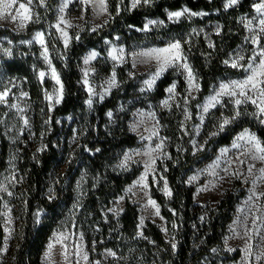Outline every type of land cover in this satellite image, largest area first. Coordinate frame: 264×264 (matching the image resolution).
Masks as SVG:
<instances>
[{"label":"rangeland","instance_id":"1","mask_svg":"<svg viewBox=\"0 0 264 264\" xmlns=\"http://www.w3.org/2000/svg\"><path fill=\"white\" fill-rule=\"evenodd\" d=\"M129 1L131 6L132 0ZM239 1L240 0H238V2ZM20 2L26 3L27 0H20ZM63 2L64 0H56L52 18H49V11L44 10L46 0L43 5L40 4L39 0H33L31 6L34 14L33 19L23 28L18 27L19 21L13 22L10 19H0V27H7L15 33L24 31L30 23L41 22L31 34L26 36L19 35V37L13 38L6 34L0 35V91H3L6 87L11 89L8 103L0 104V146L1 143H4L7 148L6 165L0 171V185H3L7 189V191L0 190L2 204L1 216L4 229L2 248H7L9 245L14 232L15 220L20 216L24 200L27 196L26 192L21 188V180L26 169V156L30 158L37 157L38 154L45 149L46 140L49 138L53 130L50 112L53 107L57 105L54 101L50 102L46 99L45 95L46 92L52 93L53 90L58 87L55 84V81L51 79L50 74L45 76L43 82H41L38 77L40 71L49 73V66L41 56V52L43 51L42 46L35 41L31 44L22 42L32 40L37 32H43L45 45L49 50V59L51 60L52 66H54L52 61L53 57L55 55L64 57L71 41L79 35L86 23L90 28L94 29L102 25L107 18L110 17L108 0H106L107 12L102 14L99 13V7L96 4L84 5L80 0H70L63 15L66 20L70 21L72 26L66 27L63 24L61 25L62 28H66V31L71 38L68 47L65 48L63 38L55 27L58 23V17L61 15L59 8ZM226 2L227 0L225 3ZM259 2L260 0H254L251 12L244 16L246 34L244 38H242L243 40L225 59L230 61L229 64L225 65L231 67V60L237 58L238 55L243 56L244 59L239 62L240 64L245 65V67L234 68L238 69L240 73L219 78L212 84L208 93L200 98L198 95L199 90L192 91L191 94H189L186 73L181 68L175 66L169 67L156 80L152 88L149 89L144 82L150 79L156 72L157 62L155 60L141 62L144 58H136V66L133 67L134 57L132 56V53L153 47L163 48L176 40L181 42L179 37L168 40L165 43H157V41H153L152 39H143L132 41L127 44L121 40L119 36H115L114 39H104L102 45H99V47H90L83 53L81 56L80 71L81 82L86 92L85 110L82 113H74L70 115L63 114L56 119V122L59 125V130L52 136V140L59 150V161L49 176L48 188L46 190L47 197H49L50 189L52 190L51 194L54 196L57 184L63 182L64 187L72 195V203L64 209L63 214L56 221L55 228L47 238L40 255L41 264H49V261H46L44 258L47 245L50 240L53 239L54 234L60 232L65 233V235L69 237L68 240L65 241L68 257L65 259L62 255L61 246L57 245L52 252L51 264H77V262H79V264H95L97 261H99L100 264H113L111 260L114 257L109 256L106 253L107 249H111L115 252L113 248L106 247L100 251L95 248V240H98L103 234L101 227L99 226L100 217L96 216L91 211H88L89 205H86L82 209L80 205L85 198L87 191L92 187L94 176L87 169L81 159L76 157L74 164L72 166L70 164L76 148L80 145L83 134L89 128V120L91 116L95 114L99 104L117 89H120L119 94H121V96L119 97L116 106L108 109L104 116L107 123L113 124V121L115 122L117 117L123 118L128 112L127 128L129 131L136 134L138 143L133 146L122 147L120 150L118 149L115 151L113 155L114 157L110 161L109 169L115 173H119L120 171L122 173L136 171L137 173L135 177L123 187L122 191L112 199V203L103 210L102 218L105 219L110 226H116L119 222L118 217L123 211L125 201L128 200L135 204L138 210L136 237L139 240L132 241L133 244L136 243L140 245L141 249L145 248V245L142 244V242L147 241L150 238L143 234L138 235V233H142L147 221H151L161 230L164 239L171 246L173 243L177 245L176 214L167 203V200H169L171 196L169 197L165 195L162 191L165 180L171 190L166 174L168 170L167 161L171 158L169 152L170 137L165 135V126L159 117V110H166L170 113L174 109V115L176 114L179 116L177 119L179 133H177V139L174 141V144H176L175 147H177V150L175 151H186V149L189 148L190 153L195 156V162L204 160L209 156L208 159L184 178V182L187 185H192L194 187L193 199L195 203L201 206L203 210V219L206 214H208V208L211 205L218 204L226 192L231 190L243 191L242 195L234 204L232 217L227 223L221 242L213 246L210 249L209 254L204 255L195 264H264V255H262V253H264V195H260L261 193H264V181L257 179L261 175L259 169L264 167V162L252 161L250 157L241 155L243 148L233 149L231 147L236 136L243 132L244 129H249L255 134L256 132L254 129L246 126L237 131L228 143L217 145L219 138L240 118L254 120V122L256 121V123L262 126H264V124L259 123V120L253 115V113L256 112V107L249 102L239 106V110L243 114L237 118L234 123L228 125L225 130L218 135L210 136L212 132L217 131L216 125L222 115H232L233 105L228 102V97H223L222 102L225 106L221 107L220 105H217V107L210 109L207 114H203L202 107H199L202 106L206 102V99L213 94L214 88H218L221 81L243 80L250 74L249 71H246L249 58L252 57L254 53H257L260 47H264V33H260L258 26L260 16L253 7L254 4ZM15 7H18V5L14 6L13 12ZM184 7L175 10H168L167 14L169 12L181 10ZM192 11L204 12L207 13V15L184 16L181 18L187 20L194 18L204 19L210 15V12L204 10ZM254 17L255 19H253ZM148 20L160 21L161 19L156 16L155 18L147 17L144 24ZM248 20H252V24L246 27ZM216 30L217 26L214 23L209 22L203 25H198L197 27L192 26L184 32L186 35L185 39L188 41L192 37L202 34L211 44V35ZM146 32H153L162 40H164L166 34H168L165 22L163 25H150ZM257 33H260L259 45L251 42L252 38L256 36ZM117 37L119 39H117ZM9 41H11V43H9ZM106 41L109 43H106ZM113 46L117 48L122 47L124 49V62L115 63L108 56V52ZM22 48H26L28 52H24ZM34 48H37L38 58L42 62V66L38 68L36 72V78L43 84L42 103H37L35 98L28 93L26 78L8 73L1 65L3 60L7 61L8 59L13 58L19 59L21 56L25 57L28 53L34 55ZM4 49H10L12 54L10 56L6 55ZM92 50H95L98 53V56L86 65L84 59ZM101 50H103L104 53H102ZM182 51L187 58V63L196 74L197 82L199 83L198 75L192 67L183 47ZM258 62V57L255 61H252L254 65L258 64ZM113 68H115L116 72L117 85L110 89L103 100L99 99L98 95L93 97V104L90 108L86 103L90 96L88 87L91 86L97 93H103L105 88L108 87L106 81L111 76ZM56 70L61 79V73L57 68ZM85 70H88L87 77L84 76ZM167 72H170L173 79L172 82L167 85L166 89L173 83L176 84V88L174 98L169 99L170 106L164 107L162 101L169 98V93L166 90L165 95L157 100H149L145 97V93L153 90L158 80ZM85 78L89 82L88 85H85L83 82ZM127 87L129 90H127ZM22 93H27L28 95L23 96ZM12 104H16L18 108H12L10 106ZM19 109H23V112H20ZM186 110L191 116V118L187 120L185 119ZM46 111H48V113H46ZM110 111L112 112L111 117L107 115ZM139 112H153L155 114V119H152L147 115L140 116L138 115ZM201 114L204 115L203 122H201L200 119ZM24 118L28 121L27 125L24 123ZM154 125L155 129L158 131V135L156 136H152ZM197 126H199L198 133ZM256 135L260 138L258 134ZM149 136L152 138L148 139ZM142 137L144 139H142ZM162 139L164 140L163 148L158 152L153 153L155 164L153 166V171L149 172L147 175V187L145 188L142 185L135 184L145 172V163L149 161V157L144 155V153L148 148H154ZM193 141H195V146ZM200 146L203 147L201 148ZM224 148H228L229 151L222 157L221 150ZM125 153H128L131 156V159L127 162V167H120L122 161L125 159ZM237 157H239L240 160H244L245 163H239ZM218 158H220V164L219 167L215 169L218 176H213L210 171L207 170L209 169V166L217 161ZM227 161H233L229 168V172L239 171L241 173L240 178L228 175L223 171L225 167H228ZM249 164H255V169L253 170L252 175H249L248 173ZM194 175L198 178L190 182V177ZM13 177H15V179H13ZM221 177H223V179H221ZM254 179H256V195L253 196L252 190ZM130 188L131 191H128ZM153 189L156 192L163 194L166 200L164 207L172 213L170 219L166 220L167 218L163 215V206L157 201ZM9 193H11V195H9ZM249 196H252L251 200L248 199ZM121 197H123V199H121ZM149 199L154 200L159 206V215L155 214V208L148 203ZM109 209H115L116 211L112 212L109 211ZM39 210H43V213L40 216L41 220L46 217L48 213L43 208H38L36 212ZM161 217L163 219H161ZM141 219L143 220L142 224ZM9 220H11V223H8ZM6 237L7 240L5 239ZM88 238H90L91 244H88ZM76 246H80L84 252H87L89 256L88 261H84L82 255L78 256L75 254L77 251ZM249 246H251L250 250ZM213 249H216V251H213ZM5 252H2V254ZM257 256H261V259L257 260ZM147 257L148 258H140V261L136 264H156L154 263L155 260L151 254L147 255Z\"/></svg>","mask_w":264,"mask_h":264},{"label":"trees","instance_id":"2","mask_svg":"<svg viewBox=\"0 0 264 264\" xmlns=\"http://www.w3.org/2000/svg\"><path fill=\"white\" fill-rule=\"evenodd\" d=\"M226 0H152L150 4L139 5L136 8L130 6L129 0H108L109 16L107 20L97 28L89 27L86 23L79 33V39L74 38L68 47L64 57L55 55L53 64L61 73L64 85V95L60 104L53 107L50 112L53 130L46 140L45 149L37 157L26 156L25 171L21 180V188L27 196L24 200L22 212L15 220L13 236L7 247V251L0 252V264H41L40 255L44 244L55 228L57 219L63 214L64 209L72 203V195L59 182L55 188L53 200L46 195L49 176L58 163L59 150L54 145L52 136L59 130L56 122L58 116L82 113L85 110L86 92L81 82V56L90 47H99L104 39H114L119 36L121 40L129 44L132 41L152 39L157 43H165L168 40L179 37L183 50L187 53L192 67L196 71L200 89L199 98L208 93L210 87L219 78L240 73L225 65L224 61L229 53L235 49L246 34L244 16L251 12L254 0H240L236 5L225 8ZM56 0H46L44 10L49 11L52 18ZM191 10H204L210 15L204 19L194 18L187 20L180 18L178 22L169 21L168 10L181 7ZM158 17L166 24L168 34L164 40L159 39L153 32L139 31L143 29L147 17ZM214 23L219 27L211 35V44L200 34L186 41L184 34L192 26ZM39 23H30L22 32L15 33L7 27H0V35H9L13 38L31 34L39 26ZM28 52L26 48H22ZM34 55L30 53L19 59L13 58L3 60L2 67L10 74L19 75L27 80V91L35 98L37 103H42L43 84L36 78L37 69L42 66L38 58L37 48ZM102 53L103 50H101ZM170 72L165 73L157 82L154 89L145 93L149 100H157L165 95L166 87L172 82ZM127 90L129 88L127 87ZM120 89L104 99L89 120V128L83 134L80 145L75 150L71 160V166L76 157L81 159L87 169L93 174L92 187L87 191L82 200L81 209L89 205L88 211L100 217L99 226L103 234L96 241V250L111 247L116 256L111 260L113 264H136L140 258L154 257L156 264H195L204 255L209 254L210 249L221 242L225 233L227 223L232 217L234 204L242 195L243 191L231 190L225 193L218 204L208 208V214L202 217V208L194 202L192 185H187L184 178L206 159L195 162V156L189 151H175L174 144L177 139L178 115H174L173 109L170 113L159 110V117L165 126V135L170 137V156L167 161V179L172 195L167 203L175 211L177 221V245L172 246L164 239L161 230L151 221H147L142 234L149 237L143 241L144 249L132 241L139 240L137 235V206L126 200L122 213L118 217V224H110L102 218L103 210L106 209L123 189L136 175V171L115 173L109 169L110 161L115 151L122 147L133 146L138 143L136 134L127 128V112L123 118L107 123L104 116L108 109L114 108L121 96ZM46 109V108H45ZM48 113V111H46ZM255 130L261 140H264V126L249 120L240 118L223 134L217 145L228 143L237 131L243 127ZM99 149V151H96ZM6 145L0 146V171L6 165ZM157 201L163 206V215L170 219L172 213L164 205L166 200L163 194L156 192ZM0 199V248L3 245L4 229L1 216ZM43 208L47 216L36 223L35 212ZM165 208V209H164ZM91 244L90 238L87 240Z\"/></svg>","mask_w":264,"mask_h":264},{"label":"snow or ice","instance_id":"3","mask_svg":"<svg viewBox=\"0 0 264 264\" xmlns=\"http://www.w3.org/2000/svg\"><path fill=\"white\" fill-rule=\"evenodd\" d=\"M40 4L43 5L45 0H39ZM70 0H64L62 5L59 8V12L61 15L58 17V23L55 25L57 30L60 32L61 37L63 38V43L65 48L68 47L70 42V37L68 32L66 31V28H62L61 25H65L66 27H71L70 21L66 20L64 17L65 9L68 7ZM80 2L84 5L89 4H96L99 7V13H105L107 12V3L106 0H80ZM143 4H150L152 3V0H132L131 7L136 8L139 5ZM238 3V0H227L225 3V8L231 7L233 5H236ZM32 4L33 0H27L26 3L20 2V0H0V19H10L13 22L19 21L18 27L23 28L26 26V24L33 19V12H32ZM18 5V7H15V10L13 12L14 6ZM255 11L259 14V30L260 33H264V0H260L259 3H256L253 5ZM198 15H207V13L204 12H194L188 7H184L181 10L169 12L168 13V20L178 22L181 17L184 16H198ZM255 19V17L253 18ZM156 24H164L163 20L157 21V20H148L145 24L143 29H137L139 31H147L149 29L150 25H156ZM252 24V20H248L246 27L248 25ZM95 31V29H93ZM217 31L219 32V27H217ZM260 33H257L256 36H254L251 40L253 44L259 45L260 43ZM76 39H79L77 36ZM117 39H119L117 37ZM33 41L39 43L43 51L41 52V56L43 57L44 61L49 66V73H46L44 71H40L38 73V77L43 82L46 75L50 74L51 79L55 81V84L58 86L53 90L52 93L46 92V99H48L50 102L54 101L55 104H60L63 99V92H64V85L60 79L59 73L57 72L56 68L52 66L51 60L49 59L48 55V48L45 45V38L43 32H37L35 33L32 40L29 41H23L22 43H28L31 44ZM11 43V41H9ZM106 43H109L106 41ZM4 52L6 55H11L10 49H4ZM98 56V53L95 50H92L89 55L84 59V63L87 65L90 61L96 59ZM108 56L115 62V63H122L125 59V53L124 49L122 47L117 48L113 46L111 50L108 52ZM132 56L134 57L133 67L136 66V58H144L141 60V62H145L146 60H155L157 62V70L156 72L151 76L150 79L145 81V85L147 88L151 89L152 86L155 84L156 80L169 68L172 66H175L177 68H181L186 73V79L188 84V91L189 94H191L192 91H198L200 88L199 83L197 82L196 74L194 73L191 66L187 63V58L184 56L182 51V45L179 40H176L175 42L169 43L166 47L163 48H148L141 50L140 52L132 53ZM259 58L258 64H253L252 61H255ZM243 56H237V58L231 60V67L233 68H240L245 67V65L240 64V60H243ZM225 64H229V60L224 61ZM94 71V69H93ZM246 71H249L250 74L247 75L243 80H230V81H221L218 88H214L213 94L210 95L206 102L199 107H202L203 114L209 113V110L212 108L217 107V105H220L221 107L225 106L222 102L223 97H228L229 101L233 105V113L231 116H221L219 122L217 123V131L212 132L210 136H216L220 132H223L225 128L234 123L237 118H239L243 113L239 110V106L251 103L256 107V112L253 113V115L259 120V123L264 124V47H260L259 51L257 53H254L252 57L249 58V63L246 66ZM84 76H88V70L84 71ZM84 84L88 85L89 82L85 78ZM108 87L105 88L103 93H97L93 90L91 86L88 87L89 91V99L86 101L88 106L91 108L93 104V97L99 96V99L103 100L105 95L110 91L112 87H115L117 85L116 81V72L115 68H113V71L111 73V76L106 81ZM175 88L176 84L173 83L170 85L166 91L169 93V98L162 101V104L164 107H169V99L174 98L175 96ZM11 92L10 88H4L3 91H0V104L8 103V97ZM254 94V95H253ZM23 96H27V93H22ZM12 108H18L16 104L10 105ZM20 112H23V109H19ZM201 114L200 119L201 122L204 120V115ZM107 115L109 117L112 116V112H108ZM138 115L144 116L147 115L151 117L152 119H155V114L153 112H139ZM191 116L185 111V119H190ZM24 123L27 125L28 121L26 118H24ZM158 123V121H157ZM135 128V126H134ZM199 126H197V133H198ZM158 135V131L155 129V125L153 126L152 136ZM152 137L149 136L148 139H151ZM142 139H144L142 137ZM243 142V143H241ZM164 140L162 139L160 143L156 144L154 148H148L147 151L144 153V155H147L149 157V161L145 163V172L140 176L138 181L135 182V184L142 185L143 187H147L146 178L149 172L153 171V166L155 164V157L153 156V153L158 152L163 148ZM193 144L195 146V141H193ZM201 148L203 146H200ZM233 149H242L241 152L242 156H248L252 161H260L264 162V140H261L255 133L251 132L249 129H244L243 132L239 133L235 140L232 143L231 146ZM200 150V149H198ZM96 151H99L97 149ZM229 149L224 148L221 150V156L223 157L226 153H228ZM139 154V153H136ZM131 159V156L128 153H125V159L122 161L120 167H127V162ZM237 160H239V163L243 164L245 163L244 160H240L239 157H237ZM233 161H227L228 167H225L223 171L231 176H235L236 178H240L241 173L239 171L235 172H229V168L231 167ZM220 164V158L217 159L216 162H214L213 165L209 166V169L207 171H210L211 175L218 176V173L215 171L216 168L219 167ZM255 169V164H249L248 165V173L249 175H252L253 170ZM260 177L257 179H260L261 181H264V167H261L259 169ZM198 177L196 175L190 177V182L196 180ZM15 179V177H13ZM223 179V177H221ZM255 185H256V179L253 180V190L252 195H256L255 192ZM0 190L7 191V189L0 185ZM128 191H131V188L128 189ZM165 195L171 196L172 192L168 187L167 181H164V187L162 189ZM200 191V190H198ZM52 190H49V200H53L55 197L51 194ZM11 195V193H9ZM260 195H264V193H261ZM123 199V197H121ZM249 200L252 199V196H249ZM148 203L152 205L156 212V215H159V206L156 204L154 200L149 199ZM10 211V210H9ZM109 211L115 212V209H109ZM43 210L37 211L34 215L36 217V223H40V216L42 215ZM161 219H163L161 217ZM203 219V217H201ZM8 223H11V220L8 221ZM143 223V220L141 219V224ZM167 231L166 229H164ZM138 235H142V233H138ZM68 236L65 235V233L60 232L54 234V237L52 240H50L49 244L47 245V249L45 252V260L49 261V264H51L52 259V252L53 249L56 248L57 245L61 246L62 249V255L67 259L68 257V251H67V245L65 243L66 240H68ZM82 238V236H81ZM7 240V237L5 238ZM77 251L76 255H82L84 261H88L89 256L87 252H84L83 249L80 246H76ZM249 246V250H250ZM172 248H176V244H172ZM231 250V249H229ZM7 251V248H0V252ZM213 251H216V249H213ZM107 255L109 256H116V253L112 251L111 249L106 250ZM250 254V251H249ZM264 255V253H262ZM257 260L261 259V256L256 257ZM79 264V262H77ZM95 264H100L99 261L95 262Z\"/></svg>","mask_w":264,"mask_h":264}]
</instances>
